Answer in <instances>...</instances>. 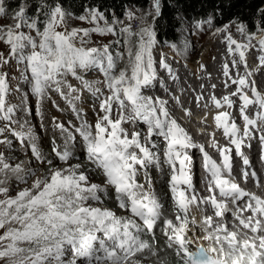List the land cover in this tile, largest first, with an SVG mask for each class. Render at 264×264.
Returning <instances> with one entry per match:
<instances>
[{"label":"snow or ice","instance_id":"obj_1","mask_svg":"<svg viewBox=\"0 0 264 264\" xmlns=\"http://www.w3.org/2000/svg\"><path fill=\"white\" fill-rule=\"evenodd\" d=\"M36 4L35 13L29 16L28 0H21L12 14L14 24L0 26V42L9 47L7 57L0 52V68L10 60L23 65L22 79L36 97V114L41 121V105L45 98H50V91L57 93L70 106L80 124L77 126L68 121L66 126L52 117L53 127L64 138L62 150L52 139L53 158L65 164L77 158L72 149L78 143L85 159L83 163L69 167H53V159L42 156L32 128L25 127L28 122L20 124L19 131L13 127L19 123L13 119L18 109L7 103L10 91L8 73L0 72V120L8 122L0 127V144H12V140L4 135L8 132L21 145L27 141L35 160L48 165L43 177H36L31 187L23 188L15 197H8L9 174L19 182L26 183L27 180L22 164L9 163L4 152H0V196L5 197L0 198V229L4 230L0 234V264H141L145 256L157 258L156 264H168L169 258L161 257L155 244L142 238L154 237L158 223L166 238L164 248L180 258V264H229L225 249L240 253L241 258L236 264H242L244 252L250 253L248 264H264V199L245 191L232 178V153L235 151L245 166L241 179L247 181L251 176L259 182L255 171L248 168L250 161L243 149L250 148L253 139L264 145V93L255 86L253 73L247 70L245 53L257 46L264 53V38L253 45L256 33L248 32L242 22L236 27L245 35V42H238L231 33L225 36L229 53H238L239 60L234 59L231 68L225 63L223 75L236 88L222 99L214 95L211 99L217 109H225V106L227 109L238 108L243 126L237 124L232 111L216 113L215 124L228 140L221 146L213 134V146L221 157L218 163L203 145L192 142L187 131L171 116L166 100L144 94L143 90L151 88L157 78L152 49L156 44L155 22L162 15L161 0H149V9L139 16L126 10L124 15L130 22L126 25L115 15L109 21L99 8L86 7L84 14L75 18L94 26L71 30L65 25L66 17H71L72 13L66 12L59 0L51 4L48 0H36ZM258 12L264 14V9H258ZM5 14V0H0V16ZM136 20L140 23L133 29L131 22ZM211 22L212 17H208L197 21L196 27L202 29ZM228 27L224 25L216 32L227 31ZM257 27L264 33L259 22ZM60 28L63 30H58ZM92 33L118 38L110 44L94 47L89 46ZM258 61L259 66L264 67V55L258 56ZM159 63L172 72L163 58ZM240 66L245 68L243 75L239 73ZM93 68L102 72L103 81L93 82L81 74ZM232 70H236L235 78L230 74ZM68 76L77 80L79 87L71 84ZM229 80L224 81L226 88L230 86ZM99 83H103L107 95L97 86ZM85 91L94 103L99 102L103 113L98 115L94 125L83 119L82 110L76 107V101L81 100ZM28 95L21 92L20 108L31 115L32 108L26 103ZM196 99L199 101L202 97ZM53 104L60 110L55 101ZM114 105L115 119L112 116ZM138 122L146 125L143 137L140 131L130 134L124 127ZM153 137H160L165 143L163 163L169 169L171 194L168 215L152 190L148 172L150 167L161 168V154L153 151L156 147L152 143ZM192 148H199L203 155L209 193L205 197L194 191L192 157L188 154ZM89 172L101 175L103 183H92ZM27 175L36 176V171L28 169ZM141 175L143 183L138 179ZM109 189L113 190L118 207L130 215L118 216L107 207L94 206L103 203V199L109 196ZM245 198L248 199L244 207H239L237 202ZM229 201L235 207L231 214L242 228L253 233L252 237L242 238L244 233L229 230L224 219L229 214ZM204 206L211 207L212 215H202L198 222L193 209L203 213ZM245 212L252 215L244 217ZM192 245H196V251L191 250Z\"/></svg>","mask_w":264,"mask_h":264},{"label":"bare ground","instance_id":"obj_2","mask_svg":"<svg viewBox=\"0 0 264 264\" xmlns=\"http://www.w3.org/2000/svg\"><path fill=\"white\" fill-rule=\"evenodd\" d=\"M231 30L232 29H227V31H222V32H220V34L214 35L215 38L209 42V51L210 52L212 51L214 53L213 57L209 58L210 53H209V51L206 52L205 50L201 54L202 58L197 59L198 56L194 57V62H193L194 64H191L192 65L191 66L192 67L191 73L189 72L188 68L184 65V63L182 64V62L174 60L171 57L172 55L170 57H168L170 54L167 55V53L164 52L162 58L165 60V62H167V64L170 65L172 72L169 73L165 68H162L160 66V63H159L161 58L158 59L156 61V67H157L156 70L158 73L157 76L160 78V81L156 80L157 81V82L155 81L156 86L158 85V87H157V89H155L156 86H154V88H153L154 91H156L158 93L160 98H162L168 102L167 107H168V110H169L171 116L174 117L183 128L188 126V124L184 123L185 122L184 120L187 119V120H189L188 121L189 123L191 122V126H190L189 130H188V128H186L185 130L188 133H192V134L196 133V135H197L196 139H193L192 134H191L192 142H197L198 145H203L204 150L207 151L209 153V155L214 160H216L218 163H219V161L217 158L219 157L221 160V157H220L217 149L213 146L214 139H215V141H218L221 146L227 144L228 140L224 137L223 130L217 128V126L215 124L214 116L216 115V113L218 111H221V110L232 111L233 115L236 119L237 124L241 125V127L243 126V122L239 116L238 108L227 109V106H225V109H217L215 107L212 99H211V97L213 95L217 99H222L223 96L230 95L231 93H233L235 91V88H236L235 85L230 84L229 78L225 77L223 75V66L225 63H227L231 68L232 61L234 59L237 61L239 60L238 53H236L235 51L233 53H229L228 45L225 41V36L228 33H231ZM232 37L234 39H236L237 41L243 39L245 42V37L242 38V36L240 34L234 33L232 35ZM203 46H204V43H201L199 45V47L196 48V51H199ZM196 53L198 54V52H196ZM158 55H160V54H158ZM245 55H246L248 66L251 67L250 71L253 73L252 80L255 81V86L259 89V91L260 92L262 91V93H264V67L259 66V64L257 65L258 56L263 55V53H261L259 50H256V47H254V48H251L250 50L246 51ZM239 73L241 75H243L245 73V68L243 66L239 67ZM230 74L233 78H235L237 75L236 70H232ZM173 76H175L176 78L173 79ZM185 77L188 79L185 80ZM225 80H229L230 86L227 88L224 86ZM166 85H169V87H166ZM212 85H215L216 87L213 88ZM248 94H249V96H252V92L250 90H248ZM88 95H90V94L88 93ZM147 95L153 97L152 92H147ZM198 96L202 97V99H200L199 101H197V99H196ZM177 98H179V99L177 100ZM233 99H235V97H233ZM60 101L63 103L64 107L66 106L68 108L69 112L63 109L62 113L57 114L58 115L57 121L63 122L67 126L68 121H70L69 118H71L74 113L71 111L70 106L68 104H65L66 102L63 99H60ZM237 103H239V102L237 101ZM42 106H44V104ZM79 106L80 105L76 102L77 109H79ZM90 106H89V108H84L86 111L84 113H85V119L90 124H93L92 117L90 114H92V116H93V112H94L95 107L91 106V108H90ZM42 108H44V107H42ZM187 108L190 109V111L188 110V112L186 113L185 109H187ZM202 109H205L208 111L209 117L208 118L206 117V118L200 120V124L204 125V127H205V133L199 134L197 130H191L193 127L192 126V123H193L192 120H194V118H196L198 115H201V114L206 115L205 111L201 114H194V113L199 112ZM178 111H180V112L182 111V112L181 113L179 112L180 113L179 114ZM251 111H252V108L250 106L249 112H251ZM19 112L20 111H18V113ZM47 112L52 113L53 110L51 112L50 111H47ZM189 114H190V116H189ZM83 116L84 115H82V117ZM114 117L115 116H113V119H115ZM27 118H29V117L26 116L25 113L22 114L21 122H24V119H27ZM205 119L207 120V122L205 121ZM75 120H77L76 123L72 122V124L79 126L80 120L78 118H75ZM90 120L92 122H90ZM33 121L35 122V120H33ZM195 121H196V119H195ZM142 124H144V123H142ZM17 125H19V124H17ZM46 125H47L46 128H48L47 133L52 134V136L56 139L55 143L57 145H59L61 150H62L64 147V143H63L64 138L61 135L60 131L53 127L52 119L51 120L47 119ZM137 126H139V125L136 124L134 129H136ZM124 127L127 128L129 133L131 134L132 129L129 127V124H125ZM138 130L141 133L145 132V129H143V128L142 129L139 128ZM35 132L37 133L36 130H35ZM33 133H34V131H33ZM213 134H214V139H213ZM38 136L44 142V136L45 135L40 133V134H38ZM143 136L144 135L142 134V137ZM203 137H205V138H203ZM206 137H208V138H206ZM153 138L158 139L159 141L163 142L162 138H160V137H153ZM77 141H79V137H77ZM36 142H37V144L39 143L38 141H36ZM152 143L156 145V147L153 148V151L161 154V168L158 169L156 167H150L148 169L149 175H150L151 180H152V186L151 187H152V190L154 191L156 197L162 203H164V206H165L164 209L170 212L171 211V199L169 196L166 195V192L169 190V184L167 182V180L169 179V169H168V166L163 163V158H164L163 151L165 149V143L163 142V144H158L156 142H153V139H152ZM251 143H252L251 145H253V148H252L253 151H254L255 147L258 148L257 140L253 139L251 141ZM77 146H79L78 143H77ZM7 147L9 150H7L5 147H2L0 145V152H4L5 157L9 163H11L13 165H15L16 163L22 164V166L25 169V178L27 180L26 183L19 182L15 179L14 176L9 174V178H8L7 185H6L8 187L7 196L8 197H15L17 195V193L20 190H22L23 188L31 187L32 181L36 177H43V175L45 174V172L48 169V165L40 164L38 161H36L35 158L33 157L31 151H29L28 156H24V154L21 152V150L19 148L20 147L19 145H16V147H11V145L10 146L7 145ZM52 147H53V145H52L51 141H50V143L48 141L46 144H42V145L40 144L39 149H40L43 157H45L46 159H53V167H69L70 165L84 162V160H82V159H85V157H82V159H79V160H69L68 163H66V164L57 160V159H54L53 153H52ZM259 149L261 151L264 150V148H260V147H259ZM72 150L74 153V157H78L81 153H83L80 150V147H78V148L75 147ZM251 154H253V152H251ZM198 155H201V157H203L199 148L193 149V154L191 157H192V164L194 165L193 166V178L196 177L195 188H194L195 190L199 187L200 184H202L205 181V177L207 175L205 170H201L200 175H199V172L197 171V167L200 166V164L198 163V159H197ZM195 159H196V162H195ZM239 161H240V158L238 156H236L235 151H233V153H232L233 168H238L237 164ZM250 162L256 163V162H258V160L253 161L252 159H250ZM88 167H91V165H88ZM28 169L35 170L36 176H28L27 175ZM81 170H84V169L82 168ZM88 175H89L90 181L92 183H93V178H96L97 176L99 179H97L94 183H98V184L103 183V178L101 175L94 174L91 172H89ZM161 175H163L164 178L167 177V178H165L164 183H161V181H162ZM138 179L140 180V182H142V183L144 182L142 175L139 176ZM263 184H264V179H263ZM145 187H148V186L145 185ZM263 191H264V188H263ZM0 198H5V197L0 196ZM111 198L113 200H111ZM244 201H245V199L243 201H241V204L243 207L245 205ZM89 203H93V202L89 201ZM94 206L107 207V208L113 210L114 212H116V214L118 216H128V214L121 211V209L118 207L116 201L114 200L113 190L110 191V189H109V196L105 197L103 199V203L102 204H95ZM137 222H139V221H137ZM238 225H239V223H238ZM159 227H160V225L158 224L154 237L150 236L149 238H147L146 236H144L142 238L148 240V242H152L153 238L161 237L160 234H162V232L159 230ZM3 231H4L3 229H0V234H2ZM252 236H253V233L251 231L247 230V233H244V236L242 238H249ZM165 240H166V238L163 239L162 241L158 240V242L160 241L161 245H164ZM155 248L157 250H160V246H155ZM166 256L167 257L170 256V253H167ZM141 264H156V262L152 261L149 263V261L146 262L145 260L142 259Z\"/></svg>","mask_w":264,"mask_h":264},{"label":"rangeland","instance_id":"obj_3","mask_svg":"<svg viewBox=\"0 0 264 264\" xmlns=\"http://www.w3.org/2000/svg\"><path fill=\"white\" fill-rule=\"evenodd\" d=\"M128 11H131V12L135 13L137 16H139L140 13L142 12V10H139L137 8H130ZM12 14L13 13H11V12H7L4 16H0V26H9V25L14 24L15 21L12 19ZM120 20H123L125 25L128 24V23H130L126 19V17H124L123 19H120ZM139 23H140L139 20L132 21L131 24H132L133 29H136L137 26L139 25ZM101 25H103V21H101ZM225 25H229L228 29H232L231 30V35H233L235 33V34H240L242 36V38L245 37L244 34H242L241 32H238L237 31V27H236L237 24H235V23H231V24L230 23H227ZM93 26L94 25L89 24V23H87L85 21H80L79 19H75V18H72V17H66V25H65V27H67L68 30H71L72 28H89V27H93ZM189 26L190 27L187 29V31L183 35V41L181 43V46L178 47V50H177V51L180 52V55L177 54V52L174 51L173 48H171V47H162L158 43H156L154 45L153 49H152V53H153V57H154L155 61H157L158 59L162 58L163 57V53L166 52L167 55L170 54L168 57H170L172 55L171 57L174 60L179 61V62H182V64L184 63V65L188 68L189 72L190 73L192 72V67H191L192 65L191 64H194L193 63L194 62V57L198 56L197 59L198 58L199 59L202 58V55H201L202 52H204V50L206 52L209 51V42L215 38L214 35H216V34L218 35V34H220V32L217 33L216 32V29H212L208 25H204V27L202 29L197 28L193 24L192 25H189ZM58 30H63V28H60ZM25 31H27V30L25 29ZM34 34L35 33H33V35ZM258 38H260V37L255 36L253 38V40H252V44L253 45H257V42L259 40ZM263 38H264V36H263ZM113 40H114V36H112L110 34L109 35H100L98 33H92L91 34V44L89 46L101 47L103 45L110 44V42L113 41ZM240 41L241 42H244L243 39L239 40V42ZM121 42H122V45H123V38H121ZM201 43H204V46L199 51H196V48L199 47V45ZM233 48H235V46ZM123 50H124V48H123ZM256 50H259V47L258 46L256 47ZM0 52L4 53V55L7 57L8 53H9V47H8V45H6L3 42H0ZM196 52H198V54ZM209 53H210L209 58L213 57L214 53L212 51L211 52L209 51ZM156 54L157 55L160 54V55L157 56ZM263 55H264V53H263ZM258 64H259V61L257 62V65ZM156 69H157V67H156ZM250 70H251V67L248 66V71H250ZM0 72H6V73H8V82H9L10 91H9L8 96H7V103L9 105H16L17 106V109H18L16 111L13 119L19 121V123H18L19 125L15 124V125H13V127L16 128V129H18V130H20V124H23L24 123V122H21V120H22V114L25 113L23 110L20 109L21 100H22L21 92H27V93H29V95L27 97L26 103L32 108V114L29 115V114H26L25 113V115L29 117L27 119H24V121H27L28 122V124L25 127L26 128L27 127H31L32 130L34 131V134L37 136V141L39 142L38 143V147L39 148H40V144L41 145L42 144H46L48 141L50 143V141H52V139L54 137L52 136V134H50V133L48 134L47 133V129H48V128H46L47 127V125H46L47 119L48 120H51L52 117H56V119H58V115L57 114L62 113L63 112V109L69 112L68 108L66 106L64 107L63 106V103L60 101V99H62V98L57 93H55V92H51V91L49 92V97L50 98H45L43 100V102H42V105L44 104V106L41 105V107H44V108H42L43 116L44 117H43V120L41 121L40 117L36 114V107H35L36 106V97L30 93L29 85L22 79L23 65H18L16 63V61L10 60L7 65H4L2 68H0ZM81 74L84 75L85 79H88V80L93 81V82L103 81V79H104L102 72L99 71L96 68H93L92 70H89V71L84 72V73H81ZM158 78L159 77L157 76L156 80H159L160 81V78L159 79ZM67 79L69 80V82L71 84H73L76 87H79V82L77 80H75L73 77L68 76ZM187 79L188 78L185 77V80H187ZM155 81L153 82V85H152L151 88H148V89H144L143 90L145 95H147V92H152L153 97H159L158 93L156 91H154V89H153L154 86H156V82L157 81L156 82ZM97 86L100 87L101 89H104L103 83H99ZM157 87H158V85L155 87V89H157ZM166 87H169V85H166ZM17 88H19L21 91H17L16 90ZM261 93H262V91H261ZM104 94L105 95L108 94L106 89H104ZM52 100L55 101V104L56 105L58 104L60 110H58L57 107L54 106ZM76 102L80 105L79 106V109L82 110L81 115H84L82 117L83 119H85V113L84 112H86L84 108H89L90 105L92 107H95L94 112H93V116H92V114H90L91 117H92L93 125L95 124V122H96V120L98 118V115H101V116L103 115V113L100 112V109H99V102L96 101L94 103L93 98L91 97V95H88V92H86V91L83 92L82 97H81V100L80 101H76ZM65 104H67V103H65ZM91 106H90V108H91ZM113 107H114V111H113L112 116H115L114 118H116V115L117 114L115 112V105ZM52 110H53L52 113H48L47 112V111H50L51 112ZM185 110H189L190 111V109H188V108L185 109ZM204 110L205 109H202L199 112L194 113V114H201V113L204 112ZM18 111H20V112L18 113ZM179 112L180 111H178V113ZM201 115H198L196 118H194V120L196 119L197 122H200L201 119H204L203 118V115L202 116ZM189 116H190V114H189ZM75 118H77V117H76V115L73 114V116L71 118H69V120L71 122H73V123H76L77 120H75ZM33 120H35V122ZM186 120H184L185 121L184 123L188 124V126L187 127H184V129L188 128V130H189V128L191 126V122L189 123L188 122L189 120H187V121ZM194 120H192V121H194ZM92 121L90 120V122H92ZM205 121L207 122L206 119H205ZM7 123H8L7 121L0 120V127L5 126ZM41 123L43 124V127H41ZM142 123L143 122H138L137 124L139 126H137L136 129H134V127L136 126V124L135 125L129 124V127L132 129V131H139L138 130L139 128L140 129L143 128V129H145V132H146V125L145 124H142ZM35 130L37 131V133L35 132ZM145 132H143L141 134L144 135ZM40 133L45 135L44 136V142L38 136V134H40ZM189 134L191 135L192 133H189ZM4 135L7 136L8 139L12 140L11 147H16V145H19L20 146L19 148H20L21 152L24 154V156H28L30 149L28 147V142L27 141H25V143L23 145H21V143L17 139H15L10 133L6 132ZM192 137H193V139H196L197 138L196 133L195 134H192ZM0 138H2V137H0ZM203 138H205V137H203ZM206 138H208V137H206ZM158 143H161V142L158 141ZM0 145L2 147H5L7 150H9L8 147H7V145H2V144H0ZM75 147L78 148L79 146H77V144H76ZM257 153H258V150H257ZM82 157H84V154L83 153H81L77 158H73V159H70V160H79V159H82ZM82 160H84V159H82ZM195 162H196V159H195ZM161 176H162L161 183H164L165 178H167V177L164 178L163 175H161ZM97 179H99L98 176L96 178H93V183ZM110 191H111V189H110ZM111 200H113V199L111 198ZM121 211H123V210H121Z\"/></svg>","mask_w":264,"mask_h":264},{"label":"trees","instance_id":"obj_4","mask_svg":"<svg viewBox=\"0 0 264 264\" xmlns=\"http://www.w3.org/2000/svg\"><path fill=\"white\" fill-rule=\"evenodd\" d=\"M21 0H5L6 13H13L18 9ZM51 4L54 0H48ZM66 12L72 13V18L84 14L85 8L97 7L104 12L109 21L113 15L119 19L125 17V11L130 8L147 11L149 0H59ZM28 15L36 10V0H28ZM162 15L155 22L156 43L162 47H171L177 54L181 46L183 35L190 27L200 20L212 17V29L221 28L233 21L242 22L248 32L260 33L257 27H264V14L258 9H264V0H161ZM183 18V19H181ZM43 19V17H41ZM76 19V18H75ZM118 37H114L116 39ZM115 47V46H113ZM123 50L121 42L120 46ZM123 62H121V65Z\"/></svg>","mask_w":264,"mask_h":264},{"label":"clouds","instance_id":"obj_5","mask_svg":"<svg viewBox=\"0 0 264 264\" xmlns=\"http://www.w3.org/2000/svg\"><path fill=\"white\" fill-rule=\"evenodd\" d=\"M213 235H215L213 233ZM210 248H214V245H209ZM218 250V249H217ZM225 254L229 256V264H234L235 261L239 260L241 258L240 253H233L229 249H225ZM245 259L242 261V264H248V259L247 257L250 255L249 252H244L243 253Z\"/></svg>","mask_w":264,"mask_h":264}]
</instances>
